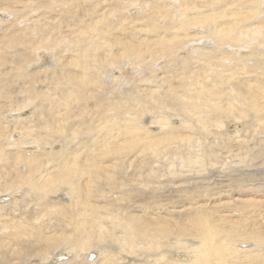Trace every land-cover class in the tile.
<instances>
[{"label":"bare ground","instance_id":"obj_1","mask_svg":"<svg viewBox=\"0 0 264 264\" xmlns=\"http://www.w3.org/2000/svg\"><path fill=\"white\" fill-rule=\"evenodd\" d=\"M262 15L0 0V264H264Z\"/></svg>","mask_w":264,"mask_h":264},{"label":"rangeland","instance_id":"obj_2","mask_svg":"<svg viewBox=\"0 0 264 264\" xmlns=\"http://www.w3.org/2000/svg\"><path fill=\"white\" fill-rule=\"evenodd\" d=\"M260 18H264V15H262ZM144 123H145L146 125H148V124L150 123V118H149L148 120H145ZM4 194H6V193H4ZM219 238H221V237H219ZM169 240H170V241H174L173 238H170Z\"/></svg>","mask_w":264,"mask_h":264}]
</instances>
